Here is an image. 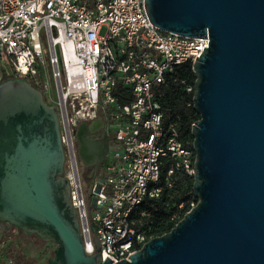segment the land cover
<instances>
[{
  "label": "water",
  "instance_id": "obj_1",
  "mask_svg": "<svg viewBox=\"0 0 264 264\" xmlns=\"http://www.w3.org/2000/svg\"><path fill=\"white\" fill-rule=\"evenodd\" d=\"M165 32L208 37L196 57L191 125L196 204L129 259L84 252L56 109L20 78L0 82V223L54 244L47 264H264V0H144ZM101 118L80 121L76 152L99 164ZM77 183V176L74 173Z\"/></svg>",
  "mask_w": 264,
  "mask_h": 264
},
{
  "label": "built area",
  "instance_id": "obj_2",
  "mask_svg": "<svg viewBox=\"0 0 264 264\" xmlns=\"http://www.w3.org/2000/svg\"><path fill=\"white\" fill-rule=\"evenodd\" d=\"M208 41L161 30L149 21L144 0H0V63L5 58L10 66V72L0 69V82L24 79L55 107L86 254L96 253V235L103 261L128 260L157 236L150 217L173 175L193 178L194 149L180 138L164 96L174 87L193 97L194 83L183 68L192 69ZM98 118L108 151L87 178L96 209L88 212L76 127ZM195 204L180 203L171 220L176 223ZM9 240L0 235V264H13Z\"/></svg>",
  "mask_w": 264,
  "mask_h": 264
},
{
  "label": "trees",
  "instance_id": "obj_3",
  "mask_svg": "<svg viewBox=\"0 0 264 264\" xmlns=\"http://www.w3.org/2000/svg\"><path fill=\"white\" fill-rule=\"evenodd\" d=\"M183 75L189 77L194 83L195 76L190 65L186 64L183 68ZM118 84L117 87H119ZM128 99L120 98L121 102ZM168 112L178 120L180 126V138L189 140L192 144V136L190 133L191 125L198 119V113L193 108V104L187 103L192 101L191 96L186 95L180 88H170L164 96ZM193 178L182 173L173 175V185L171 188H163L161 196L155 201L157 210L150 217V226L156 235H161L169 231L174 225L171 220L172 215L176 211L177 206L184 202L185 208L189 201L194 200L197 202L192 189ZM17 237H11L9 245L7 246V253L13 259V264H35L39 261V257H33L23 254L17 248Z\"/></svg>",
  "mask_w": 264,
  "mask_h": 264
},
{
  "label": "rangeland",
  "instance_id": "obj_4",
  "mask_svg": "<svg viewBox=\"0 0 264 264\" xmlns=\"http://www.w3.org/2000/svg\"><path fill=\"white\" fill-rule=\"evenodd\" d=\"M0 69L4 70L6 72H10V66L8 65L7 60L4 58L2 60V63H0ZM51 87L53 89L54 92V96L56 97V93L54 91V87H53V83L50 82ZM77 164H78V171H79V178H80V183L82 185V195L85 199L86 202V210L88 212H92L94 210H96L94 208V206L91 205V193H90V186L88 185V181L87 178L85 177V175L83 174V170H82V166L81 163L79 161V158L77 156ZM69 168L67 166H65V174L69 173ZM2 234H6L9 237H13L16 236L17 237V241H16V245L17 248L23 252L24 255H26L27 257H39V261L35 264H47L46 262V256H50L52 254V250L54 248V244L52 242H48L46 244V246L43 247H33L34 245L31 244H38V241H33V243H29V241H26V237L23 235V233L14 228V227H7V226H3L0 224V235ZM10 241V240H9ZM36 246V245H35Z\"/></svg>",
  "mask_w": 264,
  "mask_h": 264
},
{
  "label": "flooded vegetation",
  "instance_id": "obj_5",
  "mask_svg": "<svg viewBox=\"0 0 264 264\" xmlns=\"http://www.w3.org/2000/svg\"><path fill=\"white\" fill-rule=\"evenodd\" d=\"M98 134H99L98 131H97V133L95 132V135L91 136V138L92 137H100V136H98ZM79 161H80L81 166H82L83 174L85 175L86 178H89L91 176V174H92V172H93V170H94L96 165L95 166H91V167H85L80 159H79ZM0 224L3 225V226L11 227V226L7 225L6 223H0ZM23 235L26 237L25 238L26 241H29L30 244L33 243V241H36V242L38 241V244H31V245H34L33 247H36V248L37 247H40V248L43 247L44 248L48 242H51V241H43V240H41L40 238L36 237L33 234L32 235L23 234ZM46 257H48V256H46Z\"/></svg>",
  "mask_w": 264,
  "mask_h": 264
}]
</instances>
